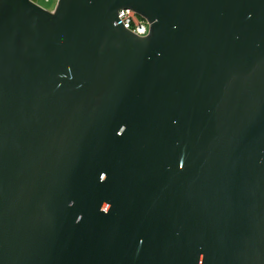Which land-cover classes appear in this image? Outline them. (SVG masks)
I'll return each mask as SVG.
<instances>
[{
    "label": "water",
    "instance_id": "water-1",
    "mask_svg": "<svg viewBox=\"0 0 264 264\" xmlns=\"http://www.w3.org/2000/svg\"><path fill=\"white\" fill-rule=\"evenodd\" d=\"M0 264H264V0H0Z\"/></svg>",
    "mask_w": 264,
    "mask_h": 264
},
{
    "label": "built area",
    "instance_id": "built-area-1",
    "mask_svg": "<svg viewBox=\"0 0 264 264\" xmlns=\"http://www.w3.org/2000/svg\"><path fill=\"white\" fill-rule=\"evenodd\" d=\"M38 4L37 0H33ZM118 18L122 22L125 28L138 36H145L148 33L149 24L135 11L131 9H121L118 11Z\"/></svg>",
    "mask_w": 264,
    "mask_h": 264
},
{
    "label": "rangeland",
    "instance_id": "rangeland-1",
    "mask_svg": "<svg viewBox=\"0 0 264 264\" xmlns=\"http://www.w3.org/2000/svg\"><path fill=\"white\" fill-rule=\"evenodd\" d=\"M38 4L46 9H53L56 0H37Z\"/></svg>",
    "mask_w": 264,
    "mask_h": 264
}]
</instances>
